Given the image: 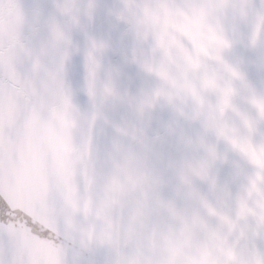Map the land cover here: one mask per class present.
Wrapping results in <instances>:
<instances>
[{
    "label": "snow or ice",
    "instance_id": "1",
    "mask_svg": "<svg viewBox=\"0 0 264 264\" xmlns=\"http://www.w3.org/2000/svg\"><path fill=\"white\" fill-rule=\"evenodd\" d=\"M0 264H264V0H0Z\"/></svg>",
    "mask_w": 264,
    "mask_h": 264
}]
</instances>
